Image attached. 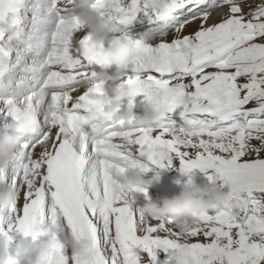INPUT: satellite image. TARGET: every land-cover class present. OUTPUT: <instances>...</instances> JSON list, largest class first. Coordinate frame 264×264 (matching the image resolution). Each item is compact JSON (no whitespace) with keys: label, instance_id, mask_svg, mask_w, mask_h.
Masks as SVG:
<instances>
[{"label":"snow or ice","instance_id":"6c2138e0","mask_svg":"<svg viewBox=\"0 0 264 264\" xmlns=\"http://www.w3.org/2000/svg\"><path fill=\"white\" fill-rule=\"evenodd\" d=\"M97 3L121 33L114 50L77 38L78 0H0V112L22 135V151L0 180L23 192L0 208V236L10 244L12 233L54 235L49 264H264V198L255 195L264 194V0ZM223 6L228 12L208 25ZM139 13L162 33L155 44L130 38ZM93 63L115 64L127 105L142 94L164 122L128 133L106 119L84 87L95 78ZM129 157L146 173L177 167L189 182L199 169L241 206L203 214L184 234L171 220L146 221L131 209L130 190L112 179ZM132 191L147 198V188ZM65 230L83 251L64 245ZM7 264H16L11 255Z\"/></svg>","mask_w":264,"mask_h":264},{"label":"clouds","instance_id":"9594fccd","mask_svg":"<svg viewBox=\"0 0 264 264\" xmlns=\"http://www.w3.org/2000/svg\"><path fill=\"white\" fill-rule=\"evenodd\" d=\"M78 11L73 13V18L78 21L80 29L90 37V46L99 47L108 42L109 49H115L120 41V35L115 24L107 13H101L97 0H78ZM158 26L150 25L142 34V41L147 44L154 39H158L162 33L157 31ZM119 33V35H118ZM7 64L0 65V70H6ZM125 79L124 74L116 68L112 73L100 71L95 73V78L85 84V90L89 93V98L99 101L102 108V115L108 120H115L118 124L123 122L122 130L132 133L137 127L146 129H156L164 122V114L159 111L156 105L146 102L143 112L134 114L132 106L126 107L123 112L121 108V95L118 87ZM22 151V135L20 125L10 122L4 125L3 132H0V169L10 168L12 162ZM112 179L116 184L129 189V195L135 199L137 192L134 189L148 188L154 181L159 180V175L153 173L146 176L144 168L140 162L133 157H129L122 163V170L114 171ZM179 192L171 197H162L159 204L146 202L140 210L142 218L146 221L171 220L174 227L181 234L186 233L190 228L199 225L198 218L203 214H208L219 208H232L237 210L238 204L225 191L218 182H210L207 186L201 187L186 180L179 185ZM21 197L19 186L0 180V208H7L18 202ZM9 220L5 217L4 225ZM12 235V234H11ZM33 239L22 233L12 235L14 247L11 256L16 264L26 257L35 254L32 264H49V258L53 253L55 237L48 236L44 240ZM64 245L77 252L83 251L80 240L76 233L65 230L62 234ZM9 241L0 236V264H7L9 259Z\"/></svg>","mask_w":264,"mask_h":264},{"label":"bare ground","instance_id":"6f19581e","mask_svg":"<svg viewBox=\"0 0 264 264\" xmlns=\"http://www.w3.org/2000/svg\"><path fill=\"white\" fill-rule=\"evenodd\" d=\"M217 9V8H216ZM215 11V9L214 10H212L211 11V17H210V19L207 21V24L208 25H211V24H214V23H216V22H219L222 18H223V15L225 14V13H227V12H221V13H215L214 12ZM246 13V12H245ZM200 23H201V21L199 20V19H197L194 23H191L190 25H188V27H186L185 29H184V33L183 34H185L186 32H188L187 34H189V33H191V32H193L196 28H198L199 27V25H200ZM82 33H83V31H82ZM81 32L80 33H77L76 34V36L78 37V36H80V34H82ZM168 40H170V38H171V35H169L168 36ZM154 41H156V40H154ZM209 70H212V69H209ZM83 91V89L81 88L80 89V91H78V92H74L73 93V96H76V95H78V94H80V92H82ZM37 153L40 151V149L39 148H37ZM174 171H176L178 174H181L182 175V173L179 171V169L177 168V167H175V169H174ZM149 173V172H148ZM148 173H146V174H148ZM186 180H188V177L185 175L182 179H179V180H177V182H176V184L174 185L175 186V191H174V193H177V192H179V190H180V188H179V185L181 184V183H183V182H185ZM193 183H195V184H199L198 182H195V181H193V180H191ZM207 181V180H206ZM205 181V182H206ZM169 197H171V196H169ZM20 199L22 200L23 199V192L21 191V197H20ZM134 201V202H133ZM150 201V199L149 198H145L143 195H141V194H135V199H132L131 200V205H130V207H131V209L134 211V212H136L137 210H141L142 208H143V205L146 203V202H149ZM132 202L134 203V206L132 205ZM4 210H6V209H4ZM15 233H12V235H14ZM46 235L47 234H44V235H41L40 236V238L42 239V240H44L45 238H46ZM13 247H14V240L13 241H11V243H10V246H9V250L10 249H12L13 250ZM9 254L11 255L12 254V252L10 253V251H9ZM23 263V260L20 262V264H22ZM30 264H32V261H31V263Z\"/></svg>","mask_w":264,"mask_h":264},{"label":"rangeland","instance_id":"374dc122","mask_svg":"<svg viewBox=\"0 0 264 264\" xmlns=\"http://www.w3.org/2000/svg\"><path fill=\"white\" fill-rule=\"evenodd\" d=\"M253 2L255 3V2H258V0H253ZM242 7H243V10H244V12H248L249 11V6L247 5V4H244V5H242ZM222 12V11H228V8H227V6H223V7H219L215 12ZM252 106H254V105H252V104H250V105H248V107H252ZM258 142H256V141H253V144H257ZM260 155H261V157H264V152H261L260 153ZM248 158H250V157H245V159H248ZM255 195H257V198L258 199H260V198H264V194H259V193H257V194H255ZM203 241V240H202Z\"/></svg>","mask_w":264,"mask_h":264}]
</instances>
